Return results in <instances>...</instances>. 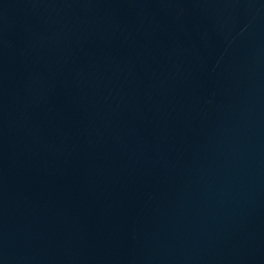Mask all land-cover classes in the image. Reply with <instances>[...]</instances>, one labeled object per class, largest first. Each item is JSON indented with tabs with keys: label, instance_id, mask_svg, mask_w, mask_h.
Listing matches in <instances>:
<instances>
[{
	"label": "water",
	"instance_id": "95a60500",
	"mask_svg": "<svg viewBox=\"0 0 264 264\" xmlns=\"http://www.w3.org/2000/svg\"><path fill=\"white\" fill-rule=\"evenodd\" d=\"M0 264H264V0H0Z\"/></svg>",
	"mask_w": 264,
	"mask_h": 264
}]
</instances>
